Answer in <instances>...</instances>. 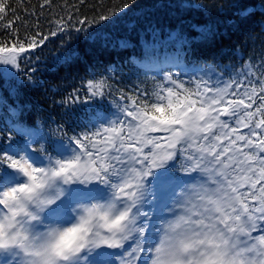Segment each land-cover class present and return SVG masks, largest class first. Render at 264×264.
Returning a JSON list of instances; mask_svg holds the SVG:
<instances>
[{
	"label": "snow or ice",
	"instance_id": "snow-or-ice-1",
	"mask_svg": "<svg viewBox=\"0 0 264 264\" xmlns=\"http://www.w3.org/2000/svg\"><path fill=\"white\" fill-rule=\"evenodd\" d=\"M128 7L77 23L107 27ZM16 13L0 0L8 33L0 75L24 73L35 87L36 69L21 65L50 37L85 29L69 15L49 21L47 35H21L16 25L26 22ZM199 28L201 40L214 35ZM152 35L141 57L130 58L150 89L116 88L113 96V68L84 82L83 99L74 89L60 101L103 105L113 97L80 132L29 126L3 101L0 264H264V55L218 70L187 59L195 37L170 31L157 44L159 33Z\"/></svg>",
	"mask_w": 264,
	"mask_h": 264
},
{
	"label": "trees",
	"instance_id": "trees-1",
	"mask_svg": "<svg viewBox=\"0 0 264 264\" xmlns=\"http://www.w3.org/2000/svg\"><path fill=\"white\" fill-rule=\"evenodd\" d=\"M42 2L26 0L22 4L19 0H11L16 14L26 22L16 25L21 35L26 32L47 35L55 28L49 21L69 15L72 16L70 24L85 30L77 32L70 28L50 37L28 64L21 65L36 69L32 78L37 86L28 84L24 73L17 79L0 75V134L7 130L4 126L8 111L3 103L5 100L8 107L11 104L22 110L19 119L29 126L39 121L46 130L63 125L69 135L82 131L98 108L110 107L108 100L113 97H108L103 105L97 100L70 106L60 101L67 99L74 89L79 90L83 99L87 95L84 82L94 77L112 76L109 70L113 68L115 79L109 80L113 84V96L118 95L116 88L134 92L140 85V69L130 58L141 57L154 31L160 37L157 44L170 31H182L188 37H195L197 42L188 51L187 59L219 66L218 70L225 65L239 69L244 62L255 63L264 55V0H84L83 3L51 0V7L41 9ZM125 2L129 4L128 9L107 27L88 28L77 23L85 17H98L113 5ZM189 4L193 6L188 7ZM24 10H34L36 15L27 16ZM37 23L39 27H35ZM202 25L210 27L214 35L201 40L199 26ZM7 37L8 33L0 30V39ZM123 41L128 42L127 48L121 47ZM65 56L67 60L63 59Z\"/></svg>",
	"mask_w": 264,
	"mask_h": 264
},
{
	"label": "rangeland",
	"instance_id": "rangeland-1",
	"mask_svg": "<svg viewBox=\"0 0 264 264\" xmlns=\"http://www.w3.org/2000/svg\"><path fill=\"white\" fill-rule=\"evenodd\" d=\"M139 74L140 75H139L138 82H139L140 86L141 87L150 86V88H151V84H152L151 78L150 77H146L142 71H140ZM156 79H159V77H156ZM9 106L12 107L13 105L9 104ZM12 108H14V107H12Z\"/></svg>",
	"mask_w": 264,
	"mask_h": 264
}]
</instances>
